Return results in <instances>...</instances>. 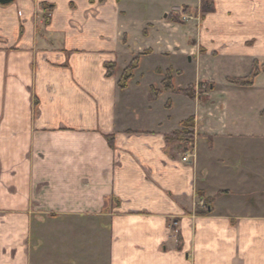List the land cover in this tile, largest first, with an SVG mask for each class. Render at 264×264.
Returning <instances> with one entry per match:
<instances>
[{"label": "crops", "instance_id": "obj_1", "mask_svg": "<svg viewBox=\"0 0 264 264\" xmlns=\"http://www.w3.org/2000/svg\"><path fill=\"white\" fill-rule=\"evenodd\" d=\"M208 1L190 37L166 0L0 7V264H264V109L233 114L232 77L219 89L206 69L186 86L208 87L206 103L176 82L183 58L264 71V0ZM154 58L166 68L143 71ZM182 96L195 111L175 119ZM191 117L193 139L175 140Z\"/></svg>", "mask_w": 264, "mask_h": 264}, {"label": "rangeland", "instance_id": "obj_2", "mask_svg": "<svg viewBox=\"0 0 264 264\" xmlns=\"http://www.w3.org/2000/svg\"><path fill=\"white\" fill-rule=\"evenodd\" d=\"M166 1L168 4H173L171 6L173 7L175 6L174 8L176 7L181 8L183 6L182 2H184V4L188 3L193 6L197 5L196 0H166ZM183 8L185 7H182L181 11H179L180 14L177 15L182 19L181 22H183V24L182 23L180 24L181 26H183V28L181 29L180 35L185 36V37L186 36L190 37L191 35L187 34V30L191 29L193 31V29L195 28V24L197 23L196 20L199 18L197 14L199 13V15L201 16L202 14L200 12H197L196 10L194 12L190 8H189L190 12L185 13L183 12ZM160 16L162 17L163 13ZM183 19H186V20H183ZM188 37L183 38V40L185 41L188 40ZM251 58L249 57L247 58L246 56L239 58V57H233L230 55H226V56L221 55L219 57H211V59H206L205 63H202L201 67H199V64L195 60L192 63H190L188 59H184V58L180 60L177 59V65L179 66L180 70L183 72L181 76L182 77L181 80L176 81L177 86L180 88H186L188 83L191 84L196 79L197 71H199V69L201 68V69H206L207 73H209L206 75L208 76L207 77L208 79L214 78L216 80V83L219 89L221 88L224 89V86H227L228 84H230L229 83L230 80L245 79L246 77H249L252 74L253 69H255L254 67L256 65L258 66V64L253 61L254 59H251ZM260 62H263L264 64V59L263 60L260 59ZM142 63L144 65L143 71L150 70L151 68L158 66V65L162 66L163 68H166V61L158 59V58L144 60V62ZM258 68L260 72L254 80V88H255L253 92L254 97L243 96L242 92L237 89L239 88V86H236L231 83L232 84L231 93H230L231 100H228V108L231 110V112L233 114L234 113L237 114L238 116L240 115L247 116L250 123H252L253 121L252 119H255L254 116H256L257 114L255 112L254 107L258 108V106L260 105L262 106L261 108L264 109V71L262 70L260 66H258ZM166 75L167 73L165 74V77ZM155 77L157 78L156 74H155ZM155 77L152 80L156 81ZM228 77H232V78H229V82L227 79ZM148 79L149 81H152L150 77H148ZM159 87L161 86L159 85ZM186 90H189L190 94L194 96L195 98H198V100L201 103L207 102L208 87L197 85L195 87L190 86L186 88ZM194 111H195V104L191 103L187 98L183 96L180 97L178 101L174 102L173 116L175 119H185L189 115L193 114ZM167 124L168 123H165V125ZM183 136L189 137V136H185V134ZM193 154L194 152L193 150H191V152H188V154L186 153L185 155H183L182 156L183 161L185 162L189 161V159L193 157Z\"/></svg>", "mask_w": 264, "mask_h": 264}, {"label": "trees", "instance_id": "obj_3", "mask_svg": "<svg viewBox=\"0 0 264 264\" xmlns=\"http://www.w3.org/2000/svg\"><path fill=\"white\" fill-rule=\"evenodd\" d=\"M16 0H0V7H9L11 5H13L15 3ZM41 8L44 11H52L54 9V5H47V4H43L41 5ZM214 6L212 3H210L208 0H202L201 1V7H200V13L202 14L201 19H203L204 16H206L207 14L213 13L214 12ZM183 12L188 13L190 12V9L188 7L183 8ZM46 18V17H45ZM168 20L172 23L175 24H181V18L177 15L171 14L168 16ZM138 61L139 59H135L132 61V63L130 64V66L125 70L121 81L119 82L120 87L122 89H124L127 85V83L129 82V80L132 79L133 77V73L134 70L137 69L138 67ZM255 69H253L252 74L245 79H232L230 80V83L237 85V86H241V87H250L254 84V80L255 78L258 76L259 74V68L256 65L254 67ZM163 89L164 90H172V78H171V74L167 73L165 80L163 81ZM183 94H185L186 96L190 97V98H194V96H192L189 92V90L183 91ZM264 116V113H263ZM194 127V118H189L188 120L184 121L182 123V131L175 134L173 136V138L175 140L178 141H189L190 139H193V134L191 131V128ZM185 134V136H189V137H184L183 135ZM109 139V143L111 144V146L113 145V139L112 137H108ZM191 148L193 147V145L190 146Z\"/></svg>", "mask_w": 264, "mask_h": 264}, {"label": "built area", "instance_id": "obj_4", "mask_svg": "<svg viewBox=\"0 0 264 264\" xmlns=\"http://www.w3.org/2000/svg\"><path fill=\"white\" fill-rule=\"evenodd\" d=\"M183 20H186V19H183Z\"/></svg>", "mask_w": 264, "mask_h": 264}]
</instances>
